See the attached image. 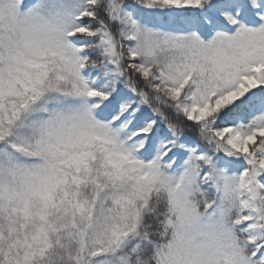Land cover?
<instances>
[{"label": "snow or ice", "instance_id": "1", "mask_svg": "<svg viewBox=\"0 0 264 264\" xmlns=\"http://www.w3.org/2000/svg\"><path fill=\"white\" fill-rule=\"evenodd\" d=\"M0 264H264V0H0Z\"/></svg>", "mask_w": 264, "mask_h": 264}]
</instances>
